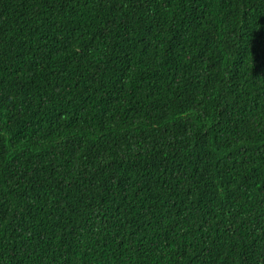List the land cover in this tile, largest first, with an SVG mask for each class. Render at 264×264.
Returning a JSON list of instances; mask_svg holds the SVG:
<instances>
[{
  "label": "trees",
  "instance_id": "trees-1",
  "mask_svg": "<svg viewBox=\"0 0 264 264\" xmlns=\"http://www.w3.org/2000/svg\"><path fill=\"white\" fill-rule=\"evenodd\" d=\"M0 264H264V0H0Z\"/></svg>",
  "mask_w": 264,
  "mask_h": 264
}]
</instances>
